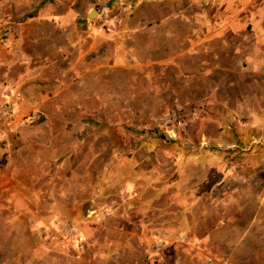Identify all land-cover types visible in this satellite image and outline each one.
I'll return each instance as SVG.
<instances>
[{
	"label": "crops",
	"instance_id": "0c3cea01",
	"mask_svg": "<svg viewBox=\"0 0 264 264\" xmlns=\"http://www.w3.org/2000/svg\"><path fill=\"white\" fill-rule=\"evenodd\" d=\"M75 2L0 0V101L37 115L0 134V264H264V0ZM175 102L183 136L141 133Z\"/></svg>",
	"mask_w": 264,
	"mask_h": 264
},
{
	"label": "rangeland",
	"instance_id": "374dc122",
	"mask_svg": "<svg viewBox=\"0 0 264 264\" xmlns=\"http://www.w3.org/2000/svg\"><path fill=\"white\" fill-rule=\"evenodd\" d=\"M47 0H20V3L14 7H17L20 10L21 15H27V10L29 7H39ZM75 6L83 7V8H95L96 10H105L109 14L116 13H137L139 16L146 14L149 22H153L162 16L172 15L174 12L185 13L189 12L195 6L201 5L202 0H76L74 3ZM95 18V17H94ZM93 18V19H94ZM183 106V105H182ZM184 107V106H183ZM182 107V108H183ZM196 106L192 107L189 112H185V108H183L184 116H188L189 113L192 112V109ZM198 108V107H196ZM199 116L195 118L198 119ZM160 118V117H159ZM159 118L155 120V125H151L145 127L141 133L146 134L147 136H155L162 140L169 141L174 137H177L179 133L181 136L184 135L186 128L192 123H190L183 131H180L177 127H168L162 128L159 126ZM194 120V121H195ZM153 126V127H152ZM174 132V133H172ZM138 138V136H134ZM103 140V137H101ZM126 141H128V146H130L129 137H126ZM85 209V208H84ZM108 210V207L102 208L100 216L105 215ZM89 231H92L89 229ZM55 237L63 236V239L66 238L68 244L64 245L65 248L69 251L70 257L78 252H89L92 249L91 245L85 244L84 231L80 228V226L73 220L69 219L66 222L60 223L58 228L56 229V233H53ZM153 263H157L154 261Z\"/></svg>",
	"mask_w": 264,
	"mask_h": 264
},
{
	"label": "built area",
	"instance_id": "2783aa9c",
	"mask_svg": "<svg viewBox=\"0 0 264 264\" xmlns=\"http://www.w3.org/2000/svg\"><path fill=\"white\" fill-rule=\"evenodd\" d=\"M183 106L178 102H175L163 115L159 118V126L162 128H170L172 126L177 127L180 131H183L195 118L199 115V110L193 108L192 112L188 116H184ZM37 115L31 114L30 116L20 119L14 118L13 105L8 100L0 101V134L5 130L6 133H13L16 126L24 122H32L36 120ZM209 264H218L211 258L208 259Z\"/></svg>",
	"mask_w": 264,
	"mask_h": 264
},
{
	"label": "water",
	"instance_id": "95a60500",
	"mask_svg": "<svg viewBox=\"0 0 264 264\" xmlns=\"http://www.w3.org/2000/svg\"><path fill=\"white\" fill-rule=\"evenodd\" d=\"M96 10L95 9H91L90 10V12H89V14H88V18L89 19H92V18H94V16L96 15Z\"/></svg>",
	"mask_w": 264,
	"mask_h": 264
}]
</instances>
